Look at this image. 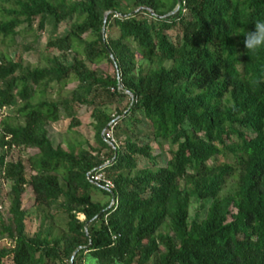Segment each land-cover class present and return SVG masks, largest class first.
Returning <instances> with one entry per match:
<instances>
[{
    "label": "trees",
    "instance_id": "trees-1",
    "mask_svg": "<svg viewBox=\"0 0 264 264\" xmlns=\"http://www.w3.org/2000/svg\"><path fill=\"white\" fill-rule=\"evenodd\" d=\"M260 17L264 0H0L5 47L68 24L40 64L0 50V264H264V50L232 33ZM60 113L70 147L48 135Z\"/></svg>",
    "mask_w": 264,
    "mask_h": 264
},
{
    "label": "rangeland",
    "instance_id": "rangeland-1",
    "mask_svg": "<svg viewBox=\"0 0 264 264\" xmlns=\"http://www.w3.org/2000/svg\"><path fill=\"white\" fill-rule=\"evenodd\" d=\"M65 21H62L57 24H53L51 22H46V24L43 27V30L40 32H35V33H27L24 34L22 37L26 39L27 42L24 43H19L18 39H15L17 44H20V46L16 47L15 45H9L5 47V41L4 43L1 42L0 39V50H5L11 58L14 59H20L23 63L29 64V65H37L42 63V57L43 55L47 54H59L60 51L56 49H52L46 46V41L48 40L49 37L57 38V37H62L65 35V33L68 30V24ZM35 34H38V39L36 43H32V38ZM21 40V39H20ZM72 58L71 53H66L62 57L63 63L67 64L70 62ZM98 68L102 71L111 73L112 69L109 66L108 63L106 62H101L98 65ZM76 86V83H68L65 87L66 90L73 88ZM125 100L121 101L119 104H112L108 105V111L111 114H114L116 110L122 109V107L125 105ZM77 115L80 119V124L75 127V130L80 134V137H75L76 139H88L89 143L92 144L93 141L91 139L92 132L90 130L88 122L90 121V115L88 110L84 107L81 106L78 111ZM65 115L64 113H60V122L56 124H48L46 125V128L48 130V135L49 138L54 146L57 144H61L63 147H70L71 143L69 142V135L64 133L63 128L67 123V120H65ZM33 150L27 149H12L9 153H7V156L5 158L6 161H15L17 159H21L22 161L25 162L26 156L31 154ZM166 156L164 154H161L160 157V164H163L165 161ZM1 174V173H0ZM11 186V182L9 180L3 179L0 176V220L6 223L8 213H7V206H8V197H7V191L9 190ZM94 197V196H93ZM104 199H107V197L104 196ZM32 201H33V195L29 187L25 188V191L23 192L22 195V207L28 212V216L26 218V230L25 233L27 235H30L34 230L37 225V219L33 216V208H32ZM195 205V204H194ZM193 205V206H194ZM62 215L57 214L56 215V220L58 222H61L59 218ZM82 218V216H79ZM62 218V217H61Z\"/></svg>",
    "mask_w": 264,
    "mask_h": 264
},
{
    "label": "clouds",
    "instance_id": "clouds-1",
    "mask_svg": "<svg viewBox=\"0 0 264 264\" xmlns=\"http://www.w3.org/2000/svg\"><path fill=\"white\" fill-rule=\"evenodd\" d=\"M232 33L242 36L241 45L247 55L264 50V17L256 19L250 30H234Z\"/></svg>",
    "mask_w": 264,
    "mask_h": 264
},
{
    "label": "built area",
    "instance_id": "built-area-1",
    "mask_svg": "<svg viewBox=\"0 0 264 264\" xmlns=\"http://www.w3.org/2000/svg\"><path fill=\"white\" fill-rule=\"evenodd\" d=\"M105 135H106L107 137H110V138H111V133H110V131H107V132L105 133ZM111 140H112V138H111ZM89 178H90L93 182H102L104 188H111V187H112V183H111L109 180L105 179L101 172H96V173H94V174H91V175L89 176Z\"/></svg>",
    "mask_w": 264,
    "mask_h": 264
}]
</instances>
